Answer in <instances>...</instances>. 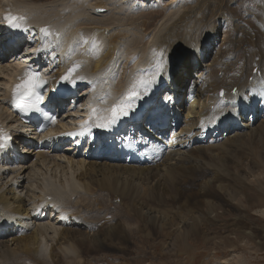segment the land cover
<instances>
[{
    "label": "bare ground",
    "instance_id": "6f19581e",
    "mask_svg": "<svg viewBox=\"0 0 264 264\" xmlns=\"http://www.w3.org/2000/svg\"><path fill=\"white\" fill-rule=\"evenodd\" d=\"M24 1L0 0V21L5 13L10 12L4 11L7 8H11L20 16L32 34L28 41L30 48L35 46L44 49L41 58L44 60L43 71L46 76H60L75 68L71 83L83 82L85 76L87 77L84 83L87 78L89 83L93 81L91 84H95L96 89L89 93L87 99L93 98L92 105L97 109L88 112L92 118V131L85 141L88 146L91 144L90 161L87 160L88 152L83 153L84 158L76 155L79 152L76 145L71 148L77 150L75 154L67 157L68 164H76L81 171L76 177L72 176L73 183H70L69 179L65 181L67 184L62 180L58 182L54 174V180L51 178V181L44 184L37 177L38 163L33 166H29L27 161L18 165L13 162L6 163L5 152L0 151V264H79L82 255L101 253V247L105 246V243L100 244V237L110 239L111 243L114 239L122 242V238L127 237L119 222L114 221L116 228L113 227L112 232L102 229L103 223H106V220L100 221L102 214L100 217L88 215L103 209L98 202L99 198L93 199L95 192H99L101 198H110L112 204L117 199H130L135 202L132 205L137 207L138 215H145L149 219V216L155 214L156 219L152 223L160 224L171 216H158L162 213L155 207L154 200L159 199L151 196L150 191L158 189L163 191V195L172 192L178 195L181 194V184L192 188L195 185L192 179L196 178L197 174L205 177L206 169L214 171L211 162L204 163L207 155L212 157L228 149L226 146L229 143L224 142L223 136L228 130L225 127L233 125L232 130L237 131L233 122L237 119H248L249 114L251 122H245L247 126L251 125L252 121L255 125L258 120L264 119V0H254L251 8L246 5L247 0H234V4L230 0H172L171 6L161 4V0H158V4L146 9L143 7L147 0H143L139 2L140 6L137 4L136 10H133L136 0H76V6L70 11L61 12L64 16H59L56 20H50L42 14V7L45 6L42 2L53 0ZM123 5H129V8L125 10L123 7L124 12L121 14ZM63 6L61 5V8ZM106 9L109 10L106 16L94 14ZM129 9L132 10L128 11ZM220 11H223L222 17H218ZM170 12L171 16L168 17ZM108 14H111L110 17ZM238 19L247 23L250 41L235 38L233 21L237 24ZM156 20H159L158 23L162 21L164 27L153 35V46L148 48L146 36L149 37L151 31H154ZM222 25L225 34L228 33L230 37L212 59L211 50L218 41L214 34L219 32ZM2 32L0 29V34ZM244 42L250 43V49L243 50L241 45H244ZM193 50L195 53L199 50L200 57L196 54L190 55ZM14 60L17 63L12 65H4L0 60V126H5L13 132L28 133L26 137L33 140L36 134L21 126L20 117L12 110L11 89L19 72L28 62L35 59L33 55H22ZM198 61L201 63L198 69H201V66L204 68L198 72L194 84L190 85L191 92L188 94L191 97L188 95V106L182 111L184 114L174 120L173 129H167V114L177 113L174 110L175 104L181 97L178 98V94L174 101H165L167 97H171V91L187 87L188 78ZM122 65L126 66L123 67V73L117 74V67L121 69ZM159 67H166L170 75L160 76L159 82L155 86L150 85L145 91L139 82L150 79ZM177 67L183 70L181 78H177ZM219 73L222 74L219 76ZM133 88L142 95L129 101L128 95ZM156 88L162 91L157 105H154L144 122L129 125L128 131L123 132L121 139L120 135H110L93 125L96 122L95 114L99 112V118L105 122L112 115V109L120 104L129 107L132 114L137 113L144 105L145 97L153 94ZM98 96L102 97L104 102ZM246 97L252 101L251 109L249 105L242 103ZM196 104L198 112L195 110ZM230 106L234 107V111L238 109L241 115L225 119ZM82 112L85 116L79 113L77 119L69 118L73 123L61 121L52 127V130L41 136L39 143L25 142L26 147L30 149L24 153L33 154L36 151L38 159L40 158L43 166H46L44 160L47 156L42 149L49 146L48 148H55L54 152H58L61 142L67 137L66 131L74 135L76 127L81 130L80 138L90 131L87 110ZM70 115L73 116V113ZM16 122L17 127L13 125ZM240 125L243 126L242 123ZM68 126H71L72 130L70 127L68 130ZM212 130L215 131V137L210 136ZM51 132L58 134L59 138L54 136L52 141L45 142L44 139ZM239 135L240 133L237 136ZM59 139L62 141L59 142ZM237 141L243 142L244 139L238 138ZM198 144L202 145L201 149L194 147ZM260 161L264 163V158ZM55 164L62 166L58 162ZM195 164H204L206 169L199 172L195 166L196 169L193 168ZM241 177L245 179L244 175ZM25 183L28 186H24ZM209 183L205 182L204 185L209 188ZM25 190L26 196L19 194ZM144 191L147 194H144L146 197L143 199L140 193ZM91 192L94 195L89 194ZM185 194L181 195V199ZM205 194L210 195L208 189ZM205 194H196L195 197ZM191 198L192 195L186 196L187 202H190ZM192 201V208H186L190 213L187 214L188 221L180 216L181 219L171 218L172 220L165 222L170 223L174 231L167 249L175 250L181 247L178 241L187 237L183 228H186L189 221L196 223L205 219L200 213L196 214L198 211L193 210L199 204L194 196ZM255 204L264 206V198H260ZM255 204L253 206H256ZM49 217L57 219L56 223H51ZM57 223H60L59 229ZM95 226L99 228L96 231ZM43 241L53 242L48 252V248L43 251ZM46 253L50 262L48 257L46 260ZM233 258L235 256L227 259L224 264H236L232 261ZM248 264H251L250 261Z\"/></svg>",
    "mask_w": 264,
    "mask_h": 264
},
{
    "label": "rangeland",
    "instance_id": "374dc122",
    "mask_svg": "<svg viewBox=\"0 0 264 264\" xmlns=\"http://www.w3.org/2000/svg\"><path fill=\"white\" fill-rule=\"evenodd\" d=\"M142 1L143 0H136V3L133 4L134 5L133 10H136L135 8H137V4H139V2ZM230 1L234 4V0H230ZM23 2L25 1L23 0ZM161 2H162L161 4L166 3L167 5H170L172 0H161ZM246 2L248 3L246 5H248L250 8L254 4V0H247ZM42 3H44L43 5H45L44 7H42L43 8L42 14L44 15V17L46 16L47 18H50V20L53 19L56 20L57 17L59 18V16L62 15L64 16V13L61 15V12L72 10L73 7L76 6L77 1L53 0V2L44 1ZM153 4L154 5L158 4V0H147L143 8L146 9L147 7ZM61 5L64 6L61 8ZM64 7H66L65 10ZM123 7H125L124 9L126 10L127 8H129V5H125V6L123 5L121 7L120 9L122 11L121 14L124 12ZM131 10L129 9L128 11ZM108 11L109 10L106 9L105 11L94 12V14L96 13L97 15L106 16ZM127 14H129V12ZM110 15L111 14H108V17H110ZM127 16L128 15H126V17ZM170 16H171V12L168 15V17ZM222 16H223V11L218 12V17H222ZM100 18L102 17L100 16ZM58 20L60 21V19ZM158 22L159 20H156V22H154V28H153L154 31H151L152 33L149 35V37L146 36L147 38L146 46L148 48L153 46L154 43L153 35H155L159 31V29L161 30L164 27L162 21L160 23ZM238 22L236 24V22L233 21V23L236 24V25L233 24V26H235L234 28L235 38L240 37V39H244V41H250V37H249L250 31L247 27V23L242 21L241 19H238ZM219 29H218L219 32H215L214 34L215 38L218 39V41L211 50L212 59L215 57L217 50H219L221 46L224 44V42L228 41L230 37L228 33L225 34L224 25H222ZM249 44L250 43L248 42H244V45L242 43L241 46L242 48L244 47L243 50L250 49ZM200 53L199 50H197L195 54L197 57H200ZM123 58H125V54L123 55ZM13 60L14 59H11L9 57L6 64L8 63L14 64ZM200 65H201L200 61H198L197 64H195V66L193 67L194 69H192L191 72L192 75L189 76L186 84L188 83L190 85L194 84L193 82L197 78V74L199 72L198 67H200ZM1 67L2 66L0 65V70L2 71ZM123 67L125 68L126 66L122 65L121 69L117 67V69H119L118 71L116 69L117 74L123 73V69H124ZM220 74L222 73H219V76ZM247 77L248 75L245 77V80H247ZM249 81L250 82L252 81V77L249 78ZM0 88H2L1 84H0ZM203 99L205 100L206 97H204ZM243 101H244L242 102L243 104L249 105L250 109L252 108L251 100L247 99L246 97V99H243ZM187 106L188 105L186 102L183 107H187ZM196 109H197V104L195 110ZM195 110L193 109L196 115L197 110L196 111ZM233 111H234V107L230 106L228 113H231ZM1 113H2V109L0 107V114ZM250 115L251 114L247 116L248 117L247 121L246 119H237L233 122V124H235V128L237 127V131L234 132V130H232L233 125H230L228 130H226L223 136H224V142L226 141V143H229L226 146L228 147V149H224L221 153H217L215 156L212 157H209L207 155L208 158H206V156H203L204 158H206L204 163L207 162L209 164L211 162L212 165L214 166L215 172L212 170L208 171V169L205 168L204 164H198L197 166L195 164L193 165V168L196 167L198 169L197 171L200 172L202 171V169L207 170L205 173L206 176L203 177L200 176L201 174L200 175L197 174L195 176L196 178L192 179V182L195 184L193 185L192 188L191 187L189 188L188 187L189 185L187 184L185 185L181 184L182 189L180 191L181 194H178L179 196L173 194L174 192L171 193L172 195L168 194L169 196L167 194L163 195L164 194L163 191L161 192V190L158 189L150 191L151 196L152 195L153 197L156 196V198L159 200L162 198L160 201L156 199L154 200L155 207L159 209V211H161L162 213L158 216H171L170 218L168 217L169 219L171 218L181 219L180 216H182L183 218H185V220L188 221L189 217H187V214L189 213V210L188 209L186 210V208H190V209L192 208L191 203H193L192 201L193 196L195 198V201L199 202V204L197 205L198 207L194 208L193 210L196 212L198 211L196 214L200 213L201 216L205 219L204 220L202 219L196 223L193 220L188 222L189 224L186 225V228H183L186 230L187 237L178 241V245L181 247L175 250L167 249V247H169V245L171 244L170 239H172V237L170 236L172 233H174L173 229L171 228V224L165 223L167 222V220L169 221V219H165L164 222H160V224L157 223V225H155L152 222L155 221L156 218H154V216L156 215L153 214L152 216H149V219H147L145 215H141V214L138 215L137 207L135 206L133 207L132 204L135 202H133L132 200L123 199L124 200L123 202L122 199H117V201H113L114 203L112 204L110 198L109 199L107 197L101 198L99 197L100 193L95 192L96 196H94L93 199L99 198L98 202L101 203L103 209L101 211L95 212L94 214L89 213L88 215L90 217H92V215H94L93 217L95 216L100 217L102 214V216L100 217V221L101 219L106 220L107 223V224L105 222L103 223L102 229L105 228L106 230H111L112 232L114 231V229L112 228L115 227L116 225L114 224V221H117V223L119 222L122 226V230L127 234V237L122 238V242L121 240L114 239L112 243L110 242V239H103L104 237H100L99 238V241L101 242L100 244L103 245L105 243V246L101 247V253L93 254V255L91 254L82 255L79 259V264H84V263L87 264H221L222 263L224 264L227 259L232 258L233 256H235V258H233L232 261L235 262L236 264L239 263L248 264L249 261L251 264H264V206L262 205L257 206V204H255L257 203V201H259L260 198L262 199L264 198V192H263L264 163L260 161L261 159L264 158L263 156L264 155V135H263L264 119L258 120L255 123V125L253 121L251 125L248 126L244 125L245 122H247L248 124L251 122ZM178 117L179 114H175V115L171 114V117H169V129H173L172 125L174 123V120L177 119ZM241 123L243 126L240 125ZM13 125L16 127L18 126L17 122L14 123ZM69 127L71 129V126H68V130H70ZM261 127L263 129H261ZM217 128L220 127H216V129ZM76 131H80V128L76 127ZM210 133H211L210 136H214V137L216 136L214 130H212ZM239 133L240 135L237 136ZM57 135L58 134H56L55 132H51L50 135L44 139V141L45 142L52 141L54 136L56 137ZM247 137L249 138L248 140ZM41 138L42 137L38 138L37 136H35L34 141L39 143L41 141ZM57 138L59 137L57 136ZM236 138L237 139L243 138L245 143H243L244 141L238 142ZM60 141L61 139H59V142ZM61 144L62 145H60V149L58 152L57 151L54 152L52 148H48L49 146H47V148L45 149H42L43 152H45V155L47 156L46 157L47 161L44 160L46 162L45 163L46 166L45 165L43 166V162L41 163L42 160L40 158L38 159L36 151L33 154H30V156L28 157L27 164L29 166L30 165L33 166V164L35 165L36 163H38V167L36 169L39 168V173L37 177L39 178L38 180H40L44 184L47 183L48 181H51L52 180L51 178L54 177V174L56 175L58 182L62 180V182L65 183V181L67 182L69 179L70 183H73V180L71 179L72 176L76 177V175L80 174L81 172L80 170H78L79 167L76 164L75 165L68 164L67 161V157L70 158L72 154H75V152L73 151L74 149H71L69 144L66 143H61ZM201 146H202L201 144H198L195 145L194 147L201 149L202 148ZM87 152H88L87 160L90 161V154H89L90 146H88V144L87 145L85 144L83 153H87ZM83 153L82 152L80 154L76 153V155L79 156L80 158H84L85 155ZM59 155H61V157ZM62 157H66V159ZM54 161L61 163L62 166H56ZM48 163L50 165H47ZM181 169H183V167H181ZM74 171H75V175H74ZM241 175H244L245 179H243ZM216 178L218 180H215ZM1 181L4 182L3 179H1ZM6 182L7 180H5V183ZM205 182L207 184L208 182H210L209 185L211 187L208 186L209 188H207L204 185ZM1 183L2 182H0V184ZM25 185L26 183L24 184V186ZM207 189L209 190L210 195L205 194ZM26 192L27 191L25 190L19 194H22V196H26ZM142 193L140 194L144 199V197H146L144 196V194H147V192L144 191ZM183 193L186 194L184 195V198L181 199V195ZM89 194L94 195V193L92 192ZM196 194H202V195L205 194V195L195 197ZM189 195H192V198L190 202H187L186 196ZM121 201L123 203H119ZM127 202L130 203L128 204ZM254 204L256 206H253ZM108 205L111 207H108ZM50 220L51 223H54L55 220L57 221V219H54L53 217ZM161 223H163L162 224L163 226H161ZM56 226L59 229L60 223H57ZM97 227L96 226L94 227L95 231L99 229V228L97 229ZM132 232H135V234ZM43 242H44L42 246L43 251H46L48 248L47 250L48 252L53 242L52 241L51 242L43 241ZM47 254L48 253H46L45 255ZM45 257L47 260L48 255ZM48 261L50 262L49 257H48Z\"/></svg>",
    "mask_w": 264,
    "mask_h": 264
},
{
    "label": "snow or ice",
    "instance_id": "6c2138e0",
    "mask_svg": "<svg viewBox=\"0 0 264 264\" xmlns=\"http://www.w3.org/2000/svg\"><path fill=\"white\" fill-rule=\"evenodd\" d=\"M6 19L9 21H14V18L11 15L7 16ZM18 19L20 18L19 17L15 18V20H18ZM11 27L17 28L18 24L16 22H13L11 24ZM45 32L47 34V30H45ZM190 55H195V50H193L190 53ZM161 63L163 64V59ZM75 71H76L75 68L71 69L65 76L61 77V79L63 81L70 82V78L73 76ZM182 74H183V70L177 67V70H176L177 78H181ZM169 75L170 73L168 72L166 67H159L157 69V72L154 73L150 79L141 80L139 83L140 85L143 86L144 90L147 91L150 85L155 86L159 82L160 76L167 77ZM44 84H45V81L41 78V76L38 73L32 70H29L26 73L22 82L16 85V88L13 94V104L18 106L21 111H26L28 106H26L23 103V98L35 96L37 99H42L38 90L42 88ZM141 95L142 93L138 92L136 88H133L132 92H130L128 95V100L131 101L133 99H137ZM221 95H223V93H221ZM171 99H172L171 97H167L165 102H171ZM49 103H53V101L49 99ZM130 114H131V109L129 107H126L123 104L117 105L116 107L112 109V115L109 118L108 123L100 124L99 127L106 128V129L110 128V126H114L118 124L121 119L129 117ZM240 115H241V112L238 109H236L235 111L231 113H226L224 118L227 119L229 117H239ZM50 119L53 123L55 122L54 118L50 117ZM3 141L4 143L0 144V147H6L7 144L11 141V137L5 135L3 137Z\"/></svg>",
    "mask_w": 264,
    "mask_h": 264
}]
</instances>
